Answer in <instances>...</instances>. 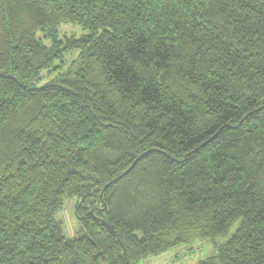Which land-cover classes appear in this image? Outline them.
<instances>
[{
  "label": "trees",
  "instance_id": "16d2710c",
  "mask_svg": "<svg viewBox=\"0 0 264 264\" xmlns=\"http://www.w3.org/2000/svg\"><path fill=\"white\" fill-rule=\"evenodd\" d=\"M224 237L198 264H264V0H0V264Z\"/></svg>",
  "mask_w": 264,
  "mask_h": 264
},
{
  "label": "rangeland",
  "instance_id": "374dc122",
  "mask_svg": "<svg viewBox=\"0 0 264 264\" xmlns=\"http://www.w3.org/2000/svg\"><path fill=\"white\" fill-rule=\"evenodd\" d=\"M85 33L80 26L73 25H62L60 27V37L62 39L77 37L81 38ZM78 55L73 53L67 56L65 63L68 64L74 60ZM66 69V67L64 68ZM57 71L53 73L45 72L43 74L40 86H43L56 77ZM78 204V199L72 197L66 200L64 207L56 214L57 221L63 224L64 234L69 238L78 237L82 233V227L76 217V206ZM102 205L97 202L93 208H101ZM240 222L236 223L232 229L231 233L237 230ZM227 240L226 237L220 238L215 242L208 241H196L193 244L186 245L177 249L172 250L158 256H151L143 260L140 264H198L202 261L207 260L209 257L217 254L218 246Z\"/></svg>",
  "mask_w": 264,
  "mask_h": 264
}]
</instances>
